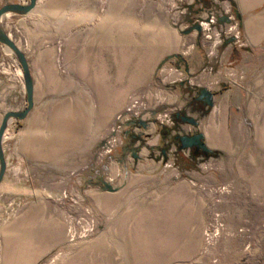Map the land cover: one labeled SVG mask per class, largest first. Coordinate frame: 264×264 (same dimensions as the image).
I'll list each match as a JSON object with an SVG mask.
<instances>
[{
    "label": "rangeland",
    "instance_id": "obj_1",
    "mask_svg": "<svg viewBox=\"0 0 264 264\" xmlns=\"http://www.w3.org/2000/svg\"><path fill=\"white\" fill-rule=\"evenodd\" d=\"M4 2L0 0V6ZM103 6L104 50L99 56L72 49L70 21L56 27L53 20L31 19L27 33L16 23L9 25L8 32L24 49L30 45L27 34L32 42H50L51 50L30 54L37 81L51 78L36 84V99L54 114L63 110L68 120L63 131L42 132L40 148L33 149L42 158H53L56 171L50 180L42 173L35 196L42 232L36 264H264V179L256 178L264 172L250 171L240 149L233 157L219 151L209 157L192 153L193 167L178 169L174 159L179 150L172 137L197 127L174 121L175 112L166 124L157 118L167 111L156 116L159 140L152 149L148 135L140 134L145 128L136 126L124 138L128 128L117 122L134 103L142 120L151 122L153 105L165 101L156 84L181 77L174 71L175 62L188 57L193 47L207 60L220 61L218 51L228 39L210 52L216 29L193 27L206 22L210 12L232 15L234 22L231 5L225 0H104ZM218 19L217 24L225 23ZM41 23L49 26L44 29ZM206 32H213L211 39L204 37ZM82 59H87L83 67ZM150 66L153 96L150 87L140 90L136 84L129 89V81L145 80ZM25 107L20 66L0 44V112ZM181 111L200 116L190 109ZM113 138L116 145L108 152ZM131 149L138 155L148 151L144 158L154 163L148 161L134 172L125 164L134 160ZM190 152L181 151L184 157ZM257 163L256 168L262 164ZM101 180L118 191L102 190Z\"/></svg>",
    "mask_w": 264,
    "mask_h": 264
},
{
    "label": "crops",
    "instance_id": "obj_2",
    "mask_svg": "<svg viewBox=\"0 0 264 264\" xmlns=\"http://www.w3.org/2000/svg\"><path fill=\"white\" fill-rule=\"evenodd\" d=\"M28 1L5 0L4 4H26ZM225 2L231 5L235 15L233 23L238 25V39L219 49L222 58L218 62L217 59L207 60L198 46L193 47L185 59H177L175 67L182 81L156 84L157 88L161 86V89L158 88L159 93L165 101L161 100L160 105H153L148 118L151 122H147L148 126L141 129L140 134L148 135L147 144L152 149L159 140L156 132H159L160 126L155 121L158 113L190 109L192 113L200 116H194L198 121L197 130L189 134L201 132L206 146L212 151L225 154L226 157L235 156L240 149L250 171L264 172V0ZM103 5L104 0H36L34 7L28 12H8L0 20L4 32L26 57L33 81L34 101L32 109L23 120L12 119L8 122L3 135L2 149L6 169L0 181L1 264H6L5 261L9 264V260L12 261L11 264H36L40 259L41 209L35 196L40 193L38 184L42 180V173H45V179L50 180L56 178V171L51 166L55 162L53 158H42L33 149L40 148L42 132L63 131L68 122L63 110L54 114L52 108L41 107L36 99V84L50 82L51 78L43 76L45 79L39 78L37 81L32 71L30 54L51 50L50 42L39 38L32 42L30 34H27L30 45L28 49H24L8 32L9 25L16 23L27 33L26 23L31 19L53 20L56 21V27H64L70 21L72 49L88 55L95 51L99 56V52L104 50ZM40 25L44 29L49 26L42 23ZM40 35L42 34H35L38 37ZM185 42V38L180 40L176 49L178 55L181 54L180 46ZM170 55L175 54L172 52ZM85 60L87 61L81 60L82 67L86 65ZM48 62L51 68L53 62ZM170 63H174L173 59ZM169 73L173 72L169 69ZM152 75L153 67L150 66L144 81H129L127 85L129 89H134L138 84L140 90L150 87L148 94L153 96ZM199 88H206L213 94V105L204 116L199 107L203 104H198L197 108L196 104L200 102L193 100ZM4 113L0 112V123ZM10 133L11 136L8 135ZM146 153L148 151L144 153L140 150L138 160L132 157L134 160L126 161L125 164L134 172L142 171L144 164L153 162L152 159L144 158ZM258 161L263 165L256 168ZM41 169L45 171L42 172ZM256 178L264 179V176L256 175Z\"/></svg>",
    "mask_w": 264,
    "mask_h": 264
},
{
    "label": "water",
    "instance_id": "obj_3",
    "mask_svg": "<svg viewBox=\"0 0 264 264\" xmlns=\"http://www.w3.org/2000/svg\"><path fill=\"white\" fill-rule=\"evenodd\" d=\"M36 0H29L26 4L20 3H8L4 4L0 7V20L2 16L8 12L14 13H26L31 10L35 5ZM219 22L229 23L230 19L228 16L224 15L219 17ZM195 30L200 31L201 27L199 24H195L193 27ZM233 38H229L226 42L230 43L233 42ZM0 44L6 46L9 50L12 51L13 55L15 56L22 73V80L23 86L25 91V98H26V107L19 111H7L4 113L1 123H0V181L4 175L6 169V162L3 154L2 149V141L3 135L6 130L7 124L10 120H23L29 111L32 109L34 101H33V81L30 73V69L28 66V62L24 53L19 49L16 43L11 39V37L4 32L2 27L0 26ZM182 84L184 82H181ZM213 94L208 91L206 88H199L196 93V99L203 100V105L206 107L204 112L202 111L203 115L209 112L210 108L213 105L212 102ZM174 117L179 119L181 123L188 124L192 127H197L198 121L188 116L183 111H178L174 113ZM139 127L145 128L147 126V121L139 120L137 121ZM173 141L177 145V149L179 151L191 150L194 155H198L199 153L202 154L204 157H209L213 154L212 150H210L204 141V136L201 132H194L192 134H175L172 137ZM164 153V149H162ZM131 155L134 159H138L139 155L136 150L131 149ZM100 187L102 190L107 192H116L118 191V187L112 186L109 182L105 180L100 181Z\"/></svg>",
    "mask_w": 264,
    "mask_h": 264
},
{
    "label": "built area",
    "instance_id": "obj_4",
    "mask_svg": "<svg viewBox=\"0 0 264 264\" xmlns=\"http://www.w3.org/2000/svg\"><path fill=\"white\" fill-rule=\"evenodd\" d=\"M221 15L222 14H220L219 16ZM227 15L230 19L229 23L217 24L218 23L217 19L219 18V16L210 12L209 17H207V21L201 22L200 23L201 25L199 24L201 29L203 28V30H204V26H213V28L216 29L214 40L210 43V46H209L210 52H212L215 49L218 43L221 44L224 41V39L233 38L234 40H237L239 37L238 28L236 27V24L232 22L234 17L229 14ZM212 34L213 32L211 33L206 32L204 34V37L206 39H211ZM174 71H176V69ZM172 81L178 82V81H182V79L181 77H179L176 79L174 78ZM135 107H136L135 103L131 104L130 106L126 107L125 110L117 117V122L119 123V126L121 124V125L127 126L128 128L127 132L125 131L124 133V136H123L124 138H125V135H127L128 132H130V129L134 130L136 126H139L137 121L142 120L138 111L135 110ZM157 119L159 120L160 124H166L167 122L171 120L170 113H167V114L165 113L162 118H157ZM119 142H121V139H119ZM114 145H116V142H115V139L113 138L112 142H110V145L107 151L110 152L111 148Z\"/></svg>",
    "mask_w": 264,
    "mask_h": 264
},
{
    "label": "trees",
    "instance_id": "obj_5",
    "mask_svg": "<svg viewBox=\"0 0 264 264\" xmlns=\"http://www.w3.org/2000/svg\"><path fill=\"white\" fill-rule=\"evenodd\" d=\"M173 56L168 57L167 59L172 58ZM166 60V59H165ZM174 121L177 120V118L173 117ZM213 154H216L215 152ZM195 158V156L192 154V152L189 153L188 157H184L181 153V151L175 152V159H174V165L177 166L180 170H185L192 168V160Z\"/></svg>",
    "mask_w": 264,
    "mask_h": 264
},
{
    "label": "flooded vegetation",
    "instance_id": "obj_6",
    "mask_svg": "<svg viewBox=\"0 0 264 264\" xmlns=\"http://www.w3.org/2000/svg\"><path fill=\"white\" fill-rule=\"evenodd\" d=\"M206 1H208V0H206ZM193 100H195V101H198V102H200V103H197L196 104V107L198 108V104L200 105V104H203V100H198V99H196V95L194 96V99ZM195 103V102H194ZM200 108H201V112L202 111H204V109L206 108V107H204V105H201V106H199ZM198 132V131H197ZM194 133V132H193Z\"/></svg>",
    "mask_w": 264,
    "mask_h": 264
},
{
    "label": "bare ground",
    "instance_id": "obj_7",
    "mask_svg": "<svg viewBox=\"0 0 264 264\" xmlns=\"http://www.w3.org/2000/svg\"><path fill=\"white\" fill-rule=\"evenodd\" d=\"M11 51V50H10ZM12 52V51H11Z\"/></svg>",
    "mask_w": 264,
    "mask_h": 264
}]
</instances>
